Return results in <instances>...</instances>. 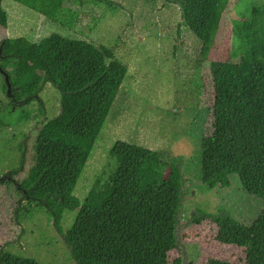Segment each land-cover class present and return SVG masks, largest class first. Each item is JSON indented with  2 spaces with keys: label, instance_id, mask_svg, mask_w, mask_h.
I'll list each match as a JSON object with an SVG mask.
<instances>
[{
  "label": "trees",
  "instance_id": "16d2710c",
  "mask_svg": "<svg viewBox=\"0 0 264 264\" xmlns=\"http://www.w3.org/2000/svg\"><path fill=\"white\" fill-rule=\"evenodd\" d=\"M2 1L0 26L7 27ZM12 1L64 30L75 28L79 14L66 7L67 0ZM166 1L180 7L186 26L202 43L201 57L208 56L229 0ZM92 2L107 10L119 7L111 0ZM0 48L10 96L5 81L3 89L12 110L40 102L46 84L59 91L61 102L60 113L20 145L12 180L1 183L17 192L20 202L35 203L51 215L76 264H182L179 257L170 262L169 254L178 249L184 157L119 140L84 200L75 194L127 65L106 46L60 34L4 38ZM251 50L239 62L211 63L212 129L202 145V183L211 192L229 187L236 175L246 192L264 202V0L252 8ZM66 212L76 217L64 233ZM207 219L216 224L218 242L245 249L243 264H264V210L251 226L225 212L194 222ZM0 264L41 263L1 247Z\"/></svg>",
  "mask_w": 264,
  "mask_h": 264
},
{
  "label": "rangeland",
  "instance_id": "374dc122",
  "mask_svg": "<svg viewBox=\"0 0 264 264\" xmlns=\"http://www.w3.org/2000/svg\"><path fill=\"white\" fill-rule=\"evenodd\" d=\"M111 1L119 7L107 10L92 0H83L82 5L67 0L66 7L79 14L74 30H64L12 0L2 1L8 25L0 26V43L4 38L36 40L60 34L106 46L128 67L76 196L84 200L119 140L182 156L183 209L178 249L169 254V261L179 257L182 264H243L244 248L218 242L216 224L210 219L195 223L194 218L225 212L251 226L264 210L262 199L246 192L236 175L230 176L229 187L209 192L202 183L201 166L203 141L212 129L211 63H235L251 55V12L263 0H229L205 58L200 55L201 41L186 26L178 5L166 0ZM37 77L43 73L37 72ZM3 85L0 73V178L14 172L20 145L61 111L59 91L50 84L40 92V102L15 110ZM1 182L0 248L41 264H76L51 215L35 203L20 202L17 192ZM75 217V212L65 213L64 233Z\"/></svg>",
  "mask_w": 264,
  "mask_h": 264
},
{
  "label": "water",
  "instance_id": "95a60500",
  "mask_svg": "<svg viewBox=\"0 0 264 264\" xmlns=\"http://www.w3.org/2000/svg\"><path fill=\"white\" fill-rule=\"evenodd\" d=\"M1 54H2V48H0V57H1ZM0 73H1L2 76H4V81H5V84L7 85V94L9 95L10 92H11V84L9 82L8 75L4 72V70L1 69V67H0ZM5 178H8L9 180H12L11 176L8 175L7 177L0 178V182L5 180ZM18 189H20V187H18Z\"/></svg>",
  "mask_w": 264,
  "mask_h": 264
}]
</instances>
